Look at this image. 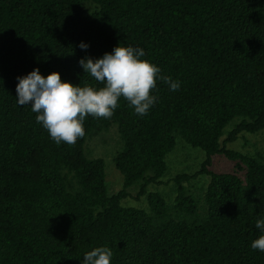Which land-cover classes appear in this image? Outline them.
<instances>
[{
    "label": "trees",
    "instance_id": "obj_1",
    "mask_svg": "<svg viewBox=\"0 0 264 264\" xmlns=\"http://www.w3.org/2000/svg\"><path fill=\"white\" fill-rule=\"evenodd\" d=\"M118 44L143 49L180 88L157 79L146 115L121 98L110 119H85L74 146L56 144L31 106L17 103V77L38 68L100 87L78 61ZM113 123L123 182L109 195L104 161L88 158L84 143ZM242 132L264 133V0H0V264H82L101 246L111 264H264L250 246L264 219V155L227 147ZM177 136L205 152L190 176H209L203 215L187 174L173 178L172 206L148 190L166 173ZM217 154L243 163L244 180L209 170ZM130 187L149 211L122 205Z\"/></svg>",
    "mask_w": 264,
    "mask_h": 264
},
{
    "label": "clouds",
    "instance_id": "obj_2",
    "mask_svg": "<svg viewBox=\"0 0 264 264\" xmlns=\"http://www.w3.org/2000/svg\"><path fill=\"white\" fill-rule=\"evenodd\" d=\"M79 47L86 50L88 45L81 42ZM144 55L143 49L118 44L101 58L80 59L78 63L83 72L102 85L100 87L87 82L83 86L73 85L62 81L58 72L45 77L38 68L33 69L26 76L17 77V103L31 106V111L37 114L36 122L56 144L74 146L85 136L84 121L88 116L110 119L121 98L134 109V114L143 116L157 100L151 94L157 79L168 85L170 91L180 88L178 80L162 75L159 67L141 58ZM255 227L261 234L250 246L264 252V219H257ZM112 256L109 247H95L84 254L82 264H111Z\"/></svg>",
    "mask_w": 264,
    "mask_h": 264
},
{
    "label": "rangeland",
    "instance_id": "obj_3",
    "mask_svg": "<svg viewBox=\"0 0 264 264\" xmlns=\"http://www.w3.org/2000/svg\"><path fill=\"white\" fill-rule=\"evenodd\" d=\"M84 9L87 13H91L95 10V4L86 2ZM234 123L233 121L226 126L223 138L226 137L227 131L232 128ZM226 145L229 149L246 155L251 156L257 152L264 155V133L242 132L235 141L228 142ZM121 147L122 141L114 123L107 130H101L88 136L84 143V153L88 158H102L104 161L105 186L109 195L117 193L122 187L123 176L115 168L113 161L115 154ZM204 158L205 152L203 150L192 147L180 136H177L175 148L165 157L166 173L161 177L159 183L149 185L148 190L159 192L165 198L166 203L172 206L176 194L173 178L177 174H187L188 177L195 174L201 168ZM236 163L237 161L230 160L223 154H217L212 157L208 169L217 173H235L244 180L245 166L240 163L242 168L239 169ZM208 182L209 176L206 174H198L183 182L185 187L195 196L199 215H203L205 212L203 198ZM132 187L129 188L130 195L122 199V205L140 207L149 211L146 197L135 198L137 190Z\"/></svg>",
    "mask_w": 264,
    "mask_h": 264
}]
</instances>
